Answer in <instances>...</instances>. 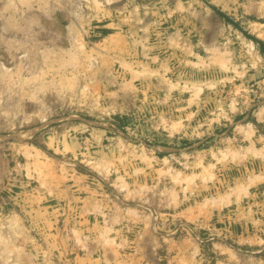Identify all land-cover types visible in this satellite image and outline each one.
Returning <instances> with one entry per match:
<instances>
[{
    "label": "rangeland",
    "instance_id": "1",
    "mask_svg": "<svg viewBox=\"0 0 264 264\" xmlns=\"http://www.w3.org/2000/svg\"><path fill=\"white\" fill-rule=\"evenodd\" d=\"M253 38L264 0H0V264H264Z\"/></svg>",
    "mask_w": 264,
    "mask_h": 264
},
{
    "label": "trees",
    "instance_id": "2",
    "mask_svg": "<svg viewBox=\"0 0 264 264\" xmlns=\"http://www.w3.org/2000/svg\"><path fill=\"white\" fill-rule=\"evenodd\" d=\"M254 39V38H253ZM254 40H256V39H254ZM256 42H258L259 43V48H260V51H261V53L263 54V56H264V45L260 42V41H258V40H256Z\"/></svg>",
    "mask_w": 264,
    "mask_h": 264
},
{
    "label": "bare ground",
    "instance_id": "3",
    "mask_svg": "<svg viewBox=\"0 0 264 264\" xmlns=\"http://www.w3.org/2000/svg\"><path fill=\"white\" fill-rule=\"evenodd\" d=\"M250 42H251V41H250ZM250 42H249V43H250ZM251 43H252V42H251Z\"/></svg>",
    "mask_w": 264,
    "mask_h": 264
}]
</instances>
